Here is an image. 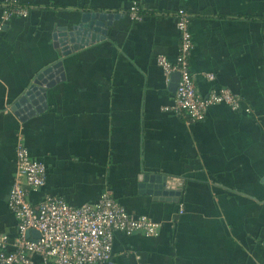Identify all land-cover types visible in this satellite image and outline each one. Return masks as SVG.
Wrapping results in <instances>:
<instances>
[{
	"label": "crops",
	"instance_id": "obj_1",
	"mask_svg": "<svg viewBox=\"0 0 264 264\" xmlns=\"http://www.w3.org/2000/svg\"><path fill=\"white\" fill-rule=\"evenodd\" d=\"M18 1L27 14L0 22V233L9 246L20 137L46 167L44 184L28 191L32 204L46 195L93 203L108 191L157 222L150 235L116 231L110 258L84 264H264V0ZM134 3L140 19L128 13ZM178 7L190 14L198 92L228 87L239 108L211 104L199 120L163 108L176 81L156 58L175 59ZM84 10L118 15L103 38L62 54L54 34L73 28ZM57 60L64 76L46 89L42 109L21 118L17 97ZM155 173L181 180L178 199L148 191L152 181L142 177Z\"/></svg>",
	"mask_w": 264,
	"mask_h": 264
},
{
	"label": "built area",
	"instance_id": "obj_2",
	"mask_svg": "<svg viewBox=\"0 0 264 264\" xmlns=\"http://www.w3.org/2000/svg\"><path fill=\"white\" fill-rule=\"evenodd\" d=\"M3 7L0 22L13 14L26 15L28 11V6L18 0H5ZM142 11L135 3L128 9L132 19H140ZM174 19L179 34L175 59L170 60L163 54L156 58L167 80L173 72L178 73L172 102L163 108L175 113L183 111L190 120L203 118L211 104L224 102L233 109L239 108V96L228 87L211 88L205 95L198 92L189 63L192 48L190 14L185 8L178 7ZM206 75L213 78L212 73ZM15 158L7 205L17 221V236L9 246L8 235L0 233V264H34L32 254H39L45 264L106 261L111 256L116 231L130 234L139 230L147 235L156 231L157 222L146 214L128 212L108 191L102 192L93 203L74 205L62 197L46 195L32 204L28 191L44 184L45 164L31 156L20 137L15 146ZM32 229L39 234H27Z\"/></svg>",
	"mask_w": 264,
	"mask_h": 264
},
{
	"label": "water",
	"instance_id": "obj_3",
	"mask_svg": "<svg viewBox=\"0 0 264 264\" xmlns=\"http://www.w3.org/2000/svg\"><path fill=\"white\" fill-rule=\"evenodd\" d=\"M117 15V12L107 10H84L81 12L80 19L73 28L57 31L56 34H54L62 54H67L71 50H75L90 42L103 38L108 26L112 23L114 18H117ZM63 76L61 60H57L43 67L35 74L32 83L27 89L17 97L13 106L15 112L23 118L42 109L46 105V89ZM177 78L178 73L173 72L172 80L176 81ZM142 178L144 181H152V184L149 183L147 185L148 191L153 193L156 197L166 199L173 197L174 199H178L181 180L160 173L145 174ZM145 183L146 182H144V184ZM175 186L178 188L175 192L168 190L169 188H175ZM27 234L37 236L39 233L36 229H32L27 231Z\"/></svg>",
	"mask_w": 264,
	"mask_h": 264
},
{
	"label": "trees",
	"instance_id": "obj_4",
	"mask_svg": "<svg viewBox=\"0 0 264 264\" xmlns=\"http://www.w3.org/2000/svg\"><path fill=\"white\" fill-rule=\"evenodd\" d=\"M142 12H144V11H142Z\"/></svg>",
	"mask_w": 264,
	"mask_h": 264
}]
</instances>
